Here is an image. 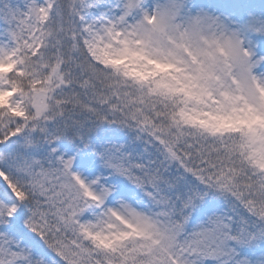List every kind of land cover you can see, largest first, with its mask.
Returning a JSON list of instances; mask_svg holds the SVG:
<instances>
[{
	"label": "snow or ice",
	"instance_id": "snow-or-ice-1",
	"mask_svg": "<svg viewBox=\"0 0 264 264\" xmlns=\"http://www.w3.org/2000/svg\"><path fill=\"white\" fill-rule=\"evenodd\" d=\"M0 264H264V0H0Z\"/></svg>",
	"mask_w": 264,
	"mask_h": 264
}]
</instances>
